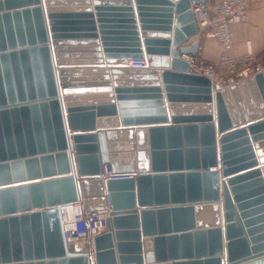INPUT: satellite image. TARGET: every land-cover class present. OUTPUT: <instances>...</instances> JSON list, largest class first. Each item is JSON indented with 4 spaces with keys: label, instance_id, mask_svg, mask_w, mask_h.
I'll use <instances>...</instances> for the list:
<instances>
[{
    "label": "water",
    "instance_id": "95a60500",
    "mask_svg": "<svg viewBox=\"0 0 264 264\" xmlns=\"http://www.w3.org/2000/svg\"><path fill=\"white\" fill-rule=\"evenodd\" d=\"M193 5L0 0V264H264V72L192 74ZM76 201L110 209L83 248Z\"/></svg>",
    "mask_w": 264,
    "mask_h": 264
},
{
    "label": "built area",
    "instance_id": "2783aa9c",
    "mask_svg": "<svg viewBox=\"0 0 264 264\" xmlns=\"http://www.w3.org/2000/svg\"><path fill=\"white\" fill-rule=\"evenodd\" d=\"M250 8V0H211L206 13L198 5L192 6L194 19L199 33L211 37L219 45L220 53L215 61H200L196 56L183 55L182 59L188 64L190 72L202 75L220 86H229L242 80L255 78L264 72V52L255 54L250 49L245 53L234 56L232 26L242 22ZM130 68H145V59L129 60ZM108 172V170H107ZM65 212L72 217L66 220ZM63 233L67 243H79L93 238L106 229L110 218V209L89 212L83 207L82 201H76L61 208ZM83 224V228H80Z\"/></svg>",
    "mask_w": 264,
    "mask_h": 264
},
{
    "label": "crops",
    "instance_id": "0c3cea01",
    "mask_svg": "<svg viewBox=\"0 0 264 264\" xmlns=\"http://www.w3.org/2000/svg\"><path fill=\"white\" fill-rule=\"evenodd\" d=\"M199 5H203L207 10L211 0H198ZM233 33V47L231 54L234 56L241 55L250 49L255 54L260 55L264 52V0H250V8L248 10L245 19L232 26ZM198 42L196 58L200 61L211 62L215 61L220 53V48L215 39L211 37H205L201 33L191 38L188 44L192 42ZM105 65V64H104ZM59 67V66H58ZM72 67H82L80 65L68 66ZM59 69V68H58ZM247 129V126L245 127ZM251 137V136H250ZM253 151L255 153V160L258 162V166L251 169L259 168L263 169L264 163H261V159L264 158L263 155L257 154V149L254 148V143H251ZM263 149V148H262ZM264 176V173H263ZM141 234V233H140ZM141 240L143 239L141 234ZM84 242L76 243L79 247H84ZM120 262H117L119 264ZM145 264V263H144Z\"/></svg>",
    "mask_w": 264,
    "mask_h": 264
},
{
    "label": "rangeland",
    "instance_id": "374dc122",
    "mask_svg": "<svg viewBox=\"0 0 264 264\" xmlns=\"http://www.w3.org/2000/svg\"><path fill=\"white\" fill-rule=\"evenodd\" d=\"M125 144H123L122 146V149H121V147L119 148L118 146H117V152H122V153H124V154H129V153H131L132 152V149H131V144H130V142H128V141H125L124 142ZM126 148V149H125ZM116 152V153H117Z\"/></svg>",
    "mask_w": 264,
    "mask_h": 264
},
{
    "label": "bare ground",
    "instance_id": "6f19581e",
    "mask_svg": "<svg viewBox=\"0 0 264 264\" xmlns=\"http://www.w3.org/2000/svg\"><path fill=\"white\" fill-rule=\"evenodd\" d=\"M64 217L66 218V220H70V218L72 217V215H70L69 212H65V216Z\"/></svg>",
    "mask_w": 264,
    "mask_h": 264
},
{
    "label": "trees",
    "instance_id": "16d2710c",
    "mask_svg": "<svg viewBox=\"0 0 264 264\" xmlns=\"http://www.w3.org/2000/svg\"><path fill=\"white\" fill-rule=\"evenodd\" d=\"M79 226H80V228H83L84 225L83 224H80Z\"/></svg>",
    "mask_w": 264,
    "mask_h": 264
}]
</instances>
